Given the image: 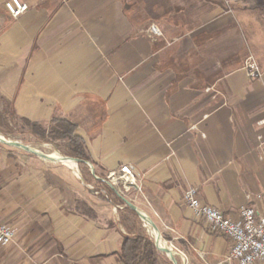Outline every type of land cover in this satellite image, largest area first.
<instances>
[{"label": "crops", "instance_id": "obj_1", "mask_svg": "<svg viewBox=\"0 0 264 264\" xmlns=\"http://www.w3.org/2000/svg\"><path fill=\"white\" fill-rule=\"evenodd\" d=\"M4 1L0 98L42 126L75 124L112 193L91 191L75 161L0 144V221L14 231L0 264H122L123 198L176 264H238L230 240L182 197L196 187L231 219L246 206L264 213V0H21L28 10L17 18ZM123 164L137 175L125 194L101 177Z\"/></svg>", "mask_w": 264, "mask_h": 264}, {"label": "built area", "instance_id": "obj_2", "mask_svg": "<svg viewBox=\"0 0 264 264\" xmlns=\"http://www.w3.org/2000/svg\"><path fill=\"white\" fill-rule=\"evenodd\" d=\"M5 11L12 18H17L28 10V5L21 0H5ZM152 35H160L156 25H150ZM243 67L252 79L261 76L256 59L248 55ZM109 177L113 181L121 180L125 190L136 186L137 175L133 167L123 164L117 173L112 172ZM182 202L190 209L195 217L202 218L212 231H215L230 240L227 258L238 264H253L256 261L264 263V213H257L252 207L240 209L237 219L224 216L212 206L201 202L196 187H189L183 193ZM14 231L11 226L0 221V246H7L13 239ZM155 238V237H154Z\"/></svg>", "mask_w": 264, "mask_h": 264}, {"label": "trees", "instance_id": "obj_3", "mask_svg": "<svg viewBox=\"0 0 264 264\" xmlns=\"http://www.w3.org/2000/svg\"><path fill=\"white\" fill-rule=\"evenodd\" d=\"M22 121L33 134L41 138H46L47 140L50 138L51 141L66 140L63 146L66 149L64 155L67 157L76 158L80 160L81 164L91 162L83 140L74 134L75 124L69 120L53 118L46 129L29 119L23 118ZM103 186L106 187L103 188L104 192L112 193L110 187L105 184ZM101 197L104 198V195ZM117 200L124 204L128 213L127 218L132 219L131 226L126 227L129 233L123 237L121 243L118 255L119 261L122 264H160V254L155 248L153 241L143 229L137 228V224L141 223L137 213L122 200ZM121 222L126 226L124 218H121Z\"/></svg>", "mask_w": 264, "mask_h": 264}, {"label": "rangeland", "instance_id": "obj_4", "mask_svg": "<svg viewBox=\"0 0 264 264\" xmlns=\"http://www.w3.org/2000/svg\"><path fill=\"white\" fill-rule=\"evenodd\" d=\"M47 126H42V127L46 129ZM0 136L5 138L6 140L17 141L21 143L22 145H26L30 148L36 149L39 152L44 153V154H49V155L52 154L58 157L66 156L64 155V152L66 149L63 146L66 143V140L51 141L50 138H48L47 140L46 138H41L40 136L33 134L29 130L27 125H25V123L22 121V118L15 116V114L13 113L12 105L4 103L2 98H0ZM0 144L7 145L2 142H0ZM7 146H9L10 149H14L15 151L19 153L27 152L29 155H34V153L28 152L20 147L11 146V145H7ZM77 163H79V170L83 178L93 183V188L91 189V191H96L95 192L97 193L96 195L101 197L103 195V192H102L103 188H106L103 185L104 184L106 185V183L96 178V175H99L100 172L97 171V173L96 172L92 173L90 166L87 165V163L89 162H86L84 164H81L80 162H77ZM93 171H94V168H93ZM101 177L106 182L108 181L112 187H116L115 189L121 194H125L126 192H129L132 190V188L125 190L123 187V182L121 180H116L114 181V183H112L113 181L111 180V178L105 177V175H101ZM110 195L111 193H108V196ZM113 197H114V201L117 202L115 195H113ZM131 221L132 219H129L130 223ZM143 223L145 224L146 229L148 230V233L151 239L154 241V237H155L154 230L147 222L143 221ZM162 263L172 264L169 262L167 263L163 260H162ZM160 264H161V261H160Z\"/></svg>", "mask_w": 264, "mask_h": 264}, {"label": "water", "instance_id": "obj_5", "mask_svg": "<svg viewBox=\"0 0 264 264\" xmlns=\"http://www.w3.org/2000/svg\"><path fill=\"white\" fill-rule=\"evenodd\" d=\"M0 142H2V143H4V144H7V145L20 147V148H22V149H24V150H26V151H28V152L34 153V154H36V155H38V156H40V157H43V158H45V159H49V160H55V159H58V160H62V161H63V160H73V161H75V162H80V160H78V159H76V158H71V157H67V156L54 157V156L49 155V154H44V153L39 152V151L36 150V149L30 148V147H28V146H26V145H22L21 143H19V142H17V141L6 140L5 138H3V137H1V136H0ZM87 164L90 166V168H91V172L93 173L94 171H93V168H92L91 164H90V163H87ZM123 201L125 202L126 205H128L131 209H133V210L137 213V215L139 216V218H140L142 221L147 222V223L152 227V229H153L154 232H155L154 245H155L156 249H158V250L161 251V252L166 253V254L169 256V258L174 262V264H176V262H175V258H174L173 254H172L171 249L168 248V247L163 246V245L160 243V239H159V235H158V232H157V230H156V227H155L154 224L150 221V219H149L144 213H142V212H140L139 210H137V209L135 208V206H134L131 202H129L127 199L123 198Z\"/></svg>", "mask_w": 264, "mask_h": 264}, {"label": "bare ground", "instance_id": "obj_6", "mask_svg": "<svg viewBox=\"0 0 264 264\" xmlns=\"http://www.w3.org/2000/svg\"><path fill=\"white\" fill-rule=\"evenodd\" d=\"M55 154V153H54ZM52 156H54V155H52ZM65 162L66 163H74V161H72V160H65ZM71 165V164H70ZM73 166V165H72ZM154 235H155V232H154Z\"/></svg>", "mask_w": 264, "mask_h": 264}]
</instances>
